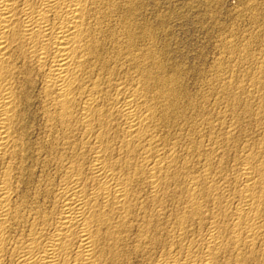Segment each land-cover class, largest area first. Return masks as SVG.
I'll use <instances>...</instances> for the list:
<instances>
[{
	"label": "bare ground",
	"instance_id": "obj_1",
	"mask_svg": "<svg viewBox=\"0 0 264 264\" xmlns=\"http://www.w3.org/2000/svg\"><path fill=\"white\" fill-rule=\"evenodd\" d=\"M138 2L0 0V264H264V65L191 85Z\"/></svg>",
	"mask_w": 264,
	"mask_h": 264
},
{
	"label": "rangeland",
	"instance_id": "obj_2",
	"mask_svg": "<svg viewBox=\"0 0 264 264\" xmlns=\"http://www.w3.org/2000/svg\"><path fill=\"white\" fill-rule=\"evenodd\" d=\"M138 1V18L149 33L142 47L191 85L231 71L247 77L264 65V0Z\"/></svg>",
	"mask_w": 264,
	"mask_h": 264
}]
</instances>
